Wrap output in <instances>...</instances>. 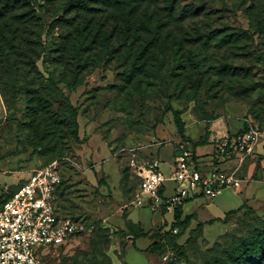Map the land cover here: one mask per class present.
<instances>
[{"label":"rangeland","instance_id":"obj_1","mask_svg":"<svg viewBox=\"0 0 264 264\" xmlns=\"http://www.w3.org/2000/svg\"><path fill=\"white\" fill-rule=\"evenodd\" d=\"M63 1L36 0L18 10L33 12L28 32L38 40L37 84L15 93L0 87V194L6 197L34 170L57 161V207L63 216L86 220L91 232L88 240L74 239L51 254L48 264H157L126 238L125 213L139 185L131 162L156 160L167 174L176 144L196 135L186 131L217 119L249 120L264 129V0H173L174 12L161 0L159 13H150L160 25L153 35L140 29L142 13L128 22L125 0L107 13L100 0H90L92 17L63 11ZM183 8L186 16L179 17ZM67 52L76 54L77 67L65 71ZM50 82L60 94L45 87ZM36 99L50 102V127L42 115L34 118ZM175 115L184 124L181 134ZM246 196L228 236L208 244L194 234L173 264H264L253 241L264 230V169L238 192L200 198L208 207L199 217L234 209ZM219 229L211 227L209 236Z\"/></svg>","mask_w":264,"mask_h":264},{"label":"built area","instance_id":"obj_2","mask_svg":"<svg viewBox=\"0 0 264 264\" xmlns=\"http://www.w3.org/2000/svg\"><path fill=\"white\" fill-rule=\"evenodd\" d=\"M264 132L245 121L242 132L217 137L207 157L197 156L189 142L176 144L174 165L167 174L154 160L131 166L139 178L132 205L145 200L153 211L174 212L196 198L214 200L225 190L239 191L244 180L235 171L226 172L221 165L233 159L241 164L251 156ZM61 182L57 161L34 170L28 180L0 206V264H48L47 257L74 239L89 236L86 220L63 216L56 204ZM173 184L172 194L165 196V184ZM176 233V231H173ZM169 252L164 264H171Z\"/></svg>","mask_w":264,"mask_h":264},{"label":"trees","instance_id":"obj_3","mask_svg":"<svg viewBox=\"0 0 264 264\" xmlns=\"http://www.w3.org/2000/svg\"><path fill=\"white\" fill-rule=\"evenodd\" d=\"M34 1L36 0H13L11 2L10 0H6L5 2L9 4L10 9L6 7L7 5L4 1H2L4 3L1 2L0 4V87L4 93L10 90L13 91V93L19 92L21 89H24L25 87L27 90L33 89L37 84V80L33 75L34 73L33 64L35 62L34 54L38 51V40L35 38L33 31L28 32L29 26L33 22V18H34L33 12L32 10H29L27 8L22 12H18V10H20L23 7H27L28 5L34 3ZM49 1H54V0H49ZM89 1L90 0H64L61 9L67 13L78 12L83 14L84 17H88V16L92 17L91 15H95V14L93 13L94 11L89 8V4H88ZM100 1L104 4L106 8L105 13H107V11L109 12L111 7L113 6L115 7L116 2H119L118 0H100ZM160 1L161 0H125L126 4H124V6L122 7L124 9L123 14L125 18L128 20V22H131V19L137 12L142 13L143 17L138 19L140 29L143 28L145 31H148L153 35L157 32L160 25L157 22H155L154 24L152 23L150 13L158 12V9L160 8L159 7ZM169 1H170L169 6L171 9L170 12H174L175 11V8L173 6L174 2L173 0H169ZM135 5L137 6L136 11L132 9L134 8ZM15 6L17 7L15 8ZM117 7L120 8V6ZM14 11H17V13L14 14ZM187 12L188 14H190L189 10H186V13ZM180 16L183 17L186 16L184 8L179 12V17ZM75 55L76 54L67 52L66 59H64L65 64L61 65L65 71L67 67H69V65L77 67V63H75L74 60L76 58ZM23 58L27 59L26 64H24L21 61V59ZM71 73L73 74V70H71ZM73 81L74 80L66 84V89L68 91L72 90L74 86ZM45 87H47V89L52 90L54 93L60 94V91L58 90L56 85L51 82L48 83ZM38 88L39 86L36 87V89ZM34 103L36 105V109H34L35 113L33 115L34 118L38 120L39 119L38 117L42 115L40 118L44 120L45 122L44 125L46 127H50L52 120V115L48 113V108H50L51 105L50 102L36 99ZM69 110L73 114V116H75V109L69 107ZM174 125L177 132L181 134L184 129V124L181 122V120L178 118L177 115L174 116ZM244 128H245V124L243 125V128L239 132H242ZM257 128L260 131L264 132V129H261L259 126H257ZM181 141L189 142L194 152H195V147L199 145V143L196 144L191 143L190 140H181ZM48 163L44 164V166L47 165ZM61 183L62 182H60L59 185H61ZM22 185L15 188L4 198H2L0 194V206ZM57 192H58V188L56 191V195L58 194ZM244 207L245 205L240 210L230 212L228 214V217L231 218L234 215L239 214L240 212L243 211ZM175 218L177 221L178 214L176 215ZM175 224H177V222H175ZM86 225L89 227L87 222ZM125 230L127 236L132 235L134 238H138L141 235H143V233L138 229V226L133 225L130 222H126ZM199 232H200V226L193 233L198 237ZM229 233H226L221 238L228 236ZM89 236L84 238H87L88 240ZM190 239L188 240V242H190ZM253 241L255 242V246L257 248V255H264V230L259 232L253 238ZM62 247H60L59 249H61ZM175 254H176V258L179 259L182 256V250H178ZM49 256L47 257V262Z\"/></svg>","mask_w":264,"mask_h":264},{"label":"crops","instance_id":"obj_4","mask_svg":"<svg viewBox=\"0 0 264 264\" xmlns=\"http://www.w3.org/2000/svg\"><path fill=\"white\" fill-rule=\"evenodd\" d=\"M242 128L243 124H232L231 122L224 123L223 120L217 119L213 122L212 126L205 127L201 125L199 128L198 126L195 128H189L186 133L195 132L194 134L196 135L194 138L188 134L191 143H199V145L195 147V154L197 153L199 156L207 157L212 153L213 142L217 137L236 134ZM262 137H264V135ZM208 146L210 149L204 150V148ZM263 147L264 143L261 142L260 146L257 145L254 153L247 157L241 164H238V160L233 159L223 163L221 167L226 169V171H235L237 176L244 180L243 184H247L256 173H259L261 169H264ZM198 149L203 150L198 153ZM170 164H167V172H169L171 167ZM91 172L93 173V171ZM83 175L91 180L88 173ZM29 177L30 175L25 181L28 180ZM90 184L92 185L93 182L91 181ZM172 188L173 184L171 182H166L164 195L170 196L172 194ZM232 191L238 192L234 190ZM222 193L219 196H221ZM246 193L248 194L249 191ZM248 198L249 196H246V200H238L234 209L222 212L215 216L208 215L207 217L202 218L199 217L198 211L204 207H208V205L206 206L203 204L200 198L187 201L181 208L174 212L153 211L148 206V201L145 200L144 204L141 206L131 205L125 213L126 222L138 226V229L143 235L138 238L128 235L126 238L131 240L132 249L136 253L157 257V264H164L163 254L170 251V254H172L173 257L171 264H173V262L177 260L175 253L186 246L188 240L194 236L193 232L198 229L199 226L200 232L198 238L208 244L216 242L223 235L229 233L232 229V222L231 218L228 217V214L240 210L247 204ZM177 214L178 220L176 221L175 217ZM175 222H177V224H175ZM214 225H220V229L217 233H211L212 235L209 236V233L211 232L209 229ZM174 230L176 233L173 232Z\"/></svg>","mask_w":264,"mask_h":264}]
</instances>
